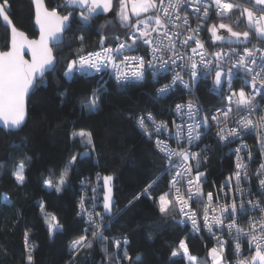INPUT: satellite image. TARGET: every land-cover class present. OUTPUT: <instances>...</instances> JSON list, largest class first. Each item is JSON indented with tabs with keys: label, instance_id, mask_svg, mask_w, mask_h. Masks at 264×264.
Listing matches in <instances>:
<instances>
[{
	"label": "snow or ice",
	"instance_id": "snow-or-ice-1",
	"mask_svg": "<svg viewBox=\"0 0 264 264\" xmlns=\"http://www.w3.org/2000/svg\"><path fill=\"white\" fill-rule=\"evenodd\" d=\"M34 5L40 35L30 40L12 24L9 0H0V18L11 26L5 50H0V128L7 133L23 126L26 96L45 85L46 75L56 72L65 57L61 74L69 82L81 77L99 78L97 86L79 100L82 110L90 113L100 109L109 82L125 90L144 84L149 74L152 84L171 76L155 88L156 99L177 92L188 98L180 95L176 97L180 102L169 105L170 121L158 120L151 111L129 116L164 161L159 175L134 200L143 197L161 217L172 214L170 222L181 231L187 229L172 249L170 260L181 257L186 264H201L188 244L190 237L197 236L202 241L207 237L206 247L212 244L207 248L205 264H264V0H58L51 8L45 0H34ZM101 15L106 17L105 22L94 28L98 39L89 48L86 30L93 29V22ZM225 19L247 30L237 31L232 24L224 23ZM117 25L116 32H108ZM254 40L258 43L253 44ZM61 45L69 51L57 55ZM25 48L31 59L25 58ZM140 52L144 54H132ZM209 78L208 91L218 97L215 111H206L196 95L201 80ZM237 80L241 86L234 88ZM59 95L66 97L67 92ZM252 132L260 156L254 172L249 167L256 156L245 142V136ZM209 135L235 155L233 170L219 181L201 171L210 145H200ZM70 139L82 151L66 157L58 172L49 170L58 175L55 183L51 179L43 181L58 193L68 187L78 164L91 159L99 165L91 131H73ZM237 140L240 143L230 148ZM30 161L31 157L25 156L15 164L11 174L19 185L26 181ZM114 179V172L97 171L94 181L92 176L79 181L84 194L79 198L77 215L83 218L85 227L83 234L69 243L73 257L69 264H75V256L94 244L100 245L108 264L113 260L116 264H133L128 236L105 235L123 212L114 198ZM158 185L165 190L154 194ZM209 185L211 190L205 191ZM4 199L7 202L8 198ZM39 207L43 212L42 202ZM45 222L50 238L63 232L54 214ZM24 240L26 264H34L32 252L36 246H29L27 231ZM109 245L115 251H110ZM140 259L137 254L135 260Z\"/></svg>",
	"mask_w": 264,
	"mask_h": 264
},
{
	"label": "trees",
	"instance_id": "trees-1",
	"mask_svg": "<svg viewBox=\"0 0 264 264\" xmlns=\"http://www.w3.org/2000/svg\"><path fill=\"white\" fill-rule=\"evenodd\" d=\"M47 5L55 7L58 0H45ZM9 12L12 24L24 32L30 39L37 37L33 24L34 10L30 0H9ZM106 17L101 15L93 22V29L86 30L88 47L98 39L94 28L105 22ZM228 20V19H226ZM237 31L245 27H236L233 21L228 20ZM209 21V23H211ZM78 22L74 24V27ZM119 25L108 29L114 33ZM223 31V30H222ZM122 32V30H121ZM8 28L0 21V47L2 50L8 37ZM206 40L207 37L205 36ZM258 43V41H253ZM69 49L60 46L57 55L67 53ZM67 57L57 65V71L48 73L46 84L33 89L27 101V119L18 131L5 133L0 129V264H26L24 234L27 231L29 246L35 245L32 252L34 264H69L72 255L69 243L83 234L85 223L78 216V201L84 193L79 181L92 176L97 171L115 173L113 194L116 205L123 209L113 222L111 230L106 236L126 235L131 241L128 248L133 257V264H186L181 257L170 260L173 248L183 238L187 229L181 231L179 226L173 225L171 215L164 218L148 200L134 197L141 192L147 183L159 175L164 161L147 137L141 134L130 114L142 111H151L157 118L165 119L169 105L179 101L176 97L187 94L177 92L175 96L161 100L155 97V88L168 80L160 78L159 84L148 80L139 86L125 90L116 89L111 82L108 84V93L105 95L101 107L94 113L82 110L79 100L91 88L97 86L96 78L81 77L69 82L61 74L62 66ZM67 92L66 97L59 94ZM196 95L205 110L213 105V96L208 91L206 82L201 81ZM91 131L97 146L99 165L94 160H85L78 164L71 174L68 187L56 192L47 188L43 181L51 179L54 183L58 175L50 173V169L59 171L66 157L76 151H82L78 143H73L70 134L79 130ZM212 139L210 138V142ZM207 142V141H206ZM208 159L202 165L209 177L221 180L233 167L232 156L217 142H211ZM204 146L201 144L200 148ZM205 155V153H204ZM25 156L31 157L25 176L26 181L19 185L12 171L15 164ZM206 156V155H205ZM106 170V171H105ZM165 190L158 185L154 194ZM5 197L8 198L5 202ZM129 201H134L129 205ZM45 206V213L54 214L63 226L62 233H56L51 238L45 222V214L41 212L40 203ZM129 205L128 207H125ZM177 229V230H173ZM207 237L202 241L197 236L188 239L190 251L205 264ZM110 251L115 249L109 245ZM122 254V253H121ZM141 259L137 262L135 257ZM232 260V256H229ZM75 264H108L99 244H94L89 250L75 256ZM112 264H116L115 260ZM123 264H127L124 261ZM210 264V262H209Z\"/></svg>",
	"mask_w": 264,
	"mask_h": 264
},
{
	"label": "built area",
	"instance_id": "built-area-1",
	"mask_svg": "<svg viewBox=\"0 0 264 264\" xmlns=\"http://www.w3.org/2000/svg\"><path fill=\"white\" fill-rule=\"evenodd\" d=\"M215 19V18H214ZM211 21V20H210ZM195 23H196V20H195V18H193L192 19V24H193V26H195ZM229 24H232V23H230L229 22ZM236 30V29H235ZM205 40H206V38L205 37H203ZM253 44H257V43H253ZM250 47L252 46V45H249ZM215 49H209V51H214ZM132 54H141V55H143L144 53L143 52H140V53H132ZM168 77V80H170L171 79V76H167ZM96 79L98 80L99 78L98 77H96ZM168 80H166L165 82H163V83H166ZM201 81H204V82H206V86H207V88L209 89L210 87H211V83H210V81H211V78H209V80H207V81H205V80H201ZM163 83H161V84H163ZM160 84V85H161ZM160 85L158 86V87H160ZM241 86V82L239 81V80H237V81H235L234 83H233V87L234 88H238V87H240ZM157 87V88H158ZM211 94H212V96L214 97L213 99V105L212 104H210L211 106L208 108V110H206V111H215V107L217 106V100H218V97L213 93V92H211V91H209ZM178 102H180V100L179 101H177V102H175V103H178ZM174 103V104H175ZM174 104L172 105V106H174ZM261 104L262 105H264V101H261ZM158 120H171L172 119V116H168L167 118H165V119H159V118H157ZM179 122V121H178ZM216 131V129L215 128H213V133ZM210 138L212 139V141L211 142H217L216 141V139H215V137H214V135H209L208 137H206V138H204V140H203V142L201 143L203 146L205 145V144H210L211 142H210ZM161 139H163V137H161ZM207 141V142H206ZM245 142L251 147V149H252V151L254 152V154H255V156H256V158H255V160L250 164V167H249V171L250 172H254L255 170H256V168L258 167V165H259V163H260V156H259V154L256 152V134H255V132H252V133H249V134H247L246 136H245ZM170 143L172 144V146L173 147H175V143L174 142H172V141H170ZM240 143V141L239 140H237L235 143H233V144H231V145H229V147L230 148H235L238 144ZM225 150H226V152H227V154H229V152H228V148H225ZM193 151H199V149H193ZM205 155L206 156H208L209 154H208V152H205ZM229 155H231L232 156V159H233V167H234V160H235V155L234 154H229ZM233 167H232V170H233ZM231 170V171H232ZM201 171H205L204 169L202 170L201 169ZM230 171V172H231ZM230 172H228L227 174H225V176L226 175H228ZM210 179H213V178H211V177H209ZM223 179V178H222ZM245 187H247V185H245ZM253 188L255 189V181H253ZM208 190H211V186L209 185V186H207L206 188H205V191H208ZM257 195H258V193H257ZM249 215H252V213H249ZM241 223H244V221L242 220L241 221ZM244 255H248V253H247V251H245L244 252ZM232 259H234V257H232Z\"/></svg>",
	"mask_w": 264,
	"mask_h": 264
},
{
	"label": "water",
	"instance_id": "water-1",
	"mask_svg": "<svg viewBox=\"0 0 264 264\" xmlns=\"http://www.w3.org/2000/svg\"><path fill=\"white\" fill-rule=\"evenodd\" d=\"M31 1V3H32V5H33V10H34V17H33V24H34V27H35V30L37 31V37L36 38H33V39H30V38H28V39H30V40H34V39H39V35H40V32H39V25L38 24H36L35 23V5H34V0H30ZM0 21H1V23H2V25L3 26H5L6 28H8V31L10 32V25H7V23L6 22H4L3 20H2V18H0ZM19 30V29H18ZM0 50H2L1 49V47H0ZM25 58L26 59H31V53H30V51L27 49V48H25ZM33 90V89H32ZM31 90V91H32ZM30 91V92H31ZM30 92H29V94H30ZM29 94H28V96H29ZM28 96H26V98H25V106H26V118H25V121H26V119H27V101H28ZM25 123V122H24ZM24 125V124H23ZM1 130H3L2 128H0ZM8 133V132H7Z\"/></svg>",
	"mask_w": 264,
	"mask_h": 264
},
{
	"label": "rangeland",
	"instance_id": "rangeland-1",
	"mask_svg": "<svg viewBox=\"0 0 264 264\" xmlns=\"http://www.w3.org/2000/svg\"><path fill=\"white\" fill-rule=\"evenodd\" d=\"M212 22H214V20H212ZM212 22H211V23H212ZM223 22H224V23H228V24H229V21H228V20H226V19H225ZM233 27H234V25H233ZM244 30H247V29H246V28H244ZM244 30H243V31H244ZM41 212H42V211H41ZM42 213H43V214H45V216H44V217H45V221H46V217H47L49 214H48V213H45V211H43Z\"/></svg>",
	"mask_w": 264,
	"mask_h": 264
}]
</instances>
